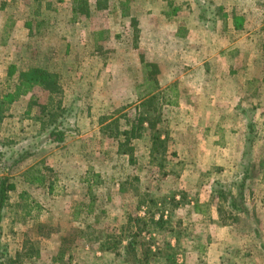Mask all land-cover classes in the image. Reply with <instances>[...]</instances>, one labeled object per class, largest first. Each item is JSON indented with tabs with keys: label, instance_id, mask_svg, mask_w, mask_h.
I'll return each mask as SVG.
<instances>
[{
	"label": "rangeland",
	"instance_id": "374dc122",
	"mask_svg": "<svg viewBox=\"0 0 264 264\" xmlns=\"http://www.w3.org/2000/svg\"><path fill=\"white\" fill-rule=\"evenodd\" d=\"M31 69L0 264H264V0H0V97Z\"/></svg>",
	"mask_w": 264,
	"mask_h": 264
},
{
	"label": "trees",
	"instance_id": "16d2710c",
	"mask_svg": "<svg viewBox=\"0 0 264 264\" xmlns=\"http://www.w3.org/2000/svg\"><path fill=\"white\" fill-rule=\"evenodd\" d=\"M13 68L14 67H12V69ZM56 80H57L56 76L43 72L41 69H31L26 72L22 71L19 73V79L14 86V91L6 95L4 99L0 97V108L5 106L6 104L5 99H8L10 103L15 102L21 97L28 95L39 84L45 85L46 87H49L51 85L56 87V82H55ZM127 134H129L128 131L125 132L124 135H127ZM50 138L53 139L54 142H62L63 133L53 131L50 134ZM164 144H166V142L162 141L159 137L155 135L153 136L152 146H153L154 153L157 151V148L159 145H164ZM5 198H6V195H5V191L3 189V184H2V188L0 190V222L2 219L1 212L3 209L4 202H5Z\"/></svg>",
	"mask_w": 264,
	"mask_h": 264
},
{
	"label": "crops",
	"instance_id": "0c3cea01",
	"mask_svg": "<svg viewBox=\"0 0 264 264\" xmlns=\"http://www.w3.org/2000/svg\"><path fill=\"white\" fill-rule=\"evenodd\" d=\"M231 28L233 29V31L234 32H239V31H245L246 33H249L250 31L249 30H252L253 31V29H252V27L251 26H244V27H242L241 28V26L239 25H231ZM15 55L17 56V53L15 52ZM17 61H18V58H17ZM205 65V67H207V65H206V63L204 64ZM207 104V103H206ZM209 105V104H208ZM210 106H212V105H210ZM211 112V111H210Z\"/></svg>",
	"mask_w": 264,
	"mask_h": 264
}]
</instances>
